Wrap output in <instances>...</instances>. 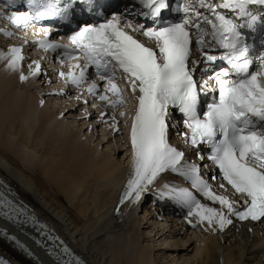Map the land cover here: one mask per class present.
Instances as JSON below:
<instances>
[{
	"label": "snow or ice",
	"instance_id": "1",
	"mask_svg": "<svg viewBox=\"0 0 264 264\" xmlns=\"http://www.w3.org/2000/svg\"><path fill=\"white\" fill-rule=\"evenodd\" d=\"M22 2L27 3L31 12L12 11L8 19L13 25L26 26L30 21L46 15L67 18L77 6L93 10V0H65L63 4L62 0H6L5 7ZM143 3L151 9L153 17H158L163 9L169 7L165 0H143ZM200 3L201 6L207 3L209 12L215 17V22L208 17L203 19L212 26L213 39L228 49L226 56L222 58L228 60L237 77L235 80L227 79L230 74L228 70L216 75L219 100L208 105L203 119L197 115L196 85L187 67L191 43L187 26L195 24L187 18L180 23L150 28L147 31L135 29L143 31V35L147 37L155 38L158 52L152 47H146L121 28L120 18L117 16L99 25L80 28L71 37V41L83 53L86 63L83 67L79 64L72 66L80 71L76 74L70 68L67 79L79 85L84 82L85 71L90 64L95 65L100 72L109 70L115 62V67L124 73L132 98L138 101L130 129L133 175L127 182L123 199H128L133 194L139 198L141 185L151 184L156 175L166 168L179 171L178 165L183 153L170 146L166 136L169 106H178L187 117L185 123L191 132V143L211 145L210 158L219 167L224 180L247 199L244 201V209L236 210L227 197L211 192L210 185L196 176L195 183L203 195L214 203L219 202L222 207H227L228 212L240 220H259L264 218V82L259 79L264 72L250 71L252 61L247 58L248 47L240 30L245 25L226 17L220 9L238 12V18L250 17L246 26L252 28L257 17L247 10L248 6H264V0H224L220 5H216L215 0H200ZM190 7L189 4H182L180 10L187 14ZM0 15H4L3 10H0ZM196 16L201 18L199 12ZM0 32L13 35L7 29H0ZM196 43L204 44L202 33L198 34ZM40 44L53 50L68 47L49 43L46 39L40 41ZM9 52L11 55L8 67L15 69L23 59L21 49L12 47ZM216 59L215 56L207 55L208 61ZM33 63L36 67L30 69V74L39 71V63ZM112 71L113 75L108 77L110 88L107 90L118 98L109 100L107 95L101 94L99 99L116 105L123 103V100L119 98L121 89L114 83L115 69ZM60 75L63 77L65 73L61 72ZM26 78L22 73L20 79ZM96 89L97 84L93 82L87 90L94 92ZM137 89L139 95H136ZM120 115L123 116L124 113L121 112ZM189 171L196 174L197 169L193 165ZM177 195L186 197L185 203L190 209L188 216L197 217L199 223L207 221L211 225L215 222L220 228L232 223L222 211L201 204L191 193L181 191Z\"/></svg>",
	"mask_w": 264,
	"mask_h": 264
},
{
	"label": "bare ground",
	"instance_id": "2",
	"mask_svg": "<svg viewBox=\"0 0 264 264\" xmlns=\"http://www.w3.org/2000/svg\"><path fill=\"white\" fill-rule=\"evenodd\" d=\"M9 59L5 54H0V176L27 204L34 208L39 217L44 219L56 233L68 237L72 251L84 256L85 262L87 261L88 264H151L149 255L152 252V247L149 245L146 247L141 244L138 254L136 253L137 257L136 254L134 255L138 236L154 242L163 237L159 241L165 243V246L171 244V246H176L177 250L186 251V242L192 240L193 234L198 232L207 236L203 251L196 252L197 264H248L240 262L239 257L250 261L249 264H264V254L260 253L261 244L258 236V232L263 230L261 224L235 223L221 229L215 222L210 225L204 221L201 225L196 224L186 228V232L189 231L190 235L186 236L185 240L178 235L179 239L170 243L166 241V231H163L166 225L164 227V224L170 221L175 227L179 222L176 217L174 218L175 222L171 218L164 219L162 222L155 219L150 225H145L140 223L141 219L135 220L136 222L128 220L126 223L123 219L125 214H121V221L118 222L116 217H113L108 211L111 210L115 202L117 191L122 185V178L117 174L110 179L106 176L120 170L124 161L126 165H129V159L122 160L120 158L117 160L111 157L112 153H101L98 155L97 161H91L98 154L94 146L77 142L76 134L70 131L72 124H64V112L68 113L69 110L74 109L69 108L66 104H59L55 110H50L48 109L49 97L38 108L34 104L35 91L27 92L22 88L15 89L17 86L15 84L16 69L8 67ZM29 82L30 80L25 81V85L19 86H27ZM36 90L38 92V88ZM3 94H6V97L1 99ZM62 106L66 107V110L61 118H58L56 115L57 112L63 110ZM25 115L32 118L34 124L32 123L31 128L25 127L24 124L18 125L25 122L27 119ZM17 120L18 123H16ZM93 126L98 125L93 124ZM33 129L37 133H39L38 130L42 129L40 132L46 130L47 134L59 130L64 143L62 144L63 148L67 146L72 154L68 156L69 154L65 153L66 150H61L60 153L56 152L57 146L47 147L43 141H37L33 146L30 145ZM79 130H81L80 127ZM106 134H102L103 138L106 137ZM110 140L114 144L119 143L120 146H123L119 139L118 141L116 138ZM117 144L115 146L120 147ZM36 146L38 150L34 149ZM111 159H113V163H110ZM162 178L172 184V177L169 174L162 175ZM61 194L67 199L68 204L63 203ZM200 203L214 207L218 211H222L224 215L226 214L227 207H222L219 202L201 201ZM103 212H107V214H103ZM145 217L143 216V219ZM194 218L198 219L195 216ZM124 223L128 225V228H125ZM144 225L148 230L142 229L141 232L139 230V233L135 230H138L140 226L144 227ZM184 225L183 223L182 226ZM17 226L20 228V225ZM247 226L255 228L257 233L246 230ZM155 228L156 231L153 232ZM219 230L223 234L222 237H220ZM154 235L157 239L153 237ZM223 237H227L228 240H225L228 243L223 246L221 254L219 238ZM0 250L18 264H52L50 259L57 253V250L52 249L42 258L38 254L37 258L26 256L2 235H0ZM173 253L179 254L176 249H173ZM133 257L135 261H133Z\"/></svg>",
	"mask_w": 264,
	"mask_h": 264
},
{
	"label": "rangeland",
	"instance_id": "3",
	"mask_svg": "<svg viewBox=\"0 0 264 264\" xmlns=\"http://www.w3.org/2000/svg\"><path fill=\"white\" fill-rule=\"evenodd\" d=\"M11 88H13V87H11ZM24 88H26V91H29L28 89H27V86H24ZM19 89H21L20 87H19ZM37 89V88H36ZM4 97H6V94H3L2 96H1V99H4ZM65 104V103H64ZM62 105V104H61ZM61 108H63V106L61 107ZM48 109H50V110H55V109H51V108H48ZM63 109H66V107L65 108H63ZM70 112V113H69ZM69 112L67 113H65L64 112V121H65V123L64 124H72V125H70L71 126V128H74V127H76V126H78L79 124H80V128H81V130H82V128H83V126L85 125V127L88 125V123L90 122V119H87V120H89L88 121V123H86L84 120H81L80 119V114L81 113H75V109L74 110H69ZM76 116H79L78 117V119H76L75 117ZM25 117H27V115H25ZM28 117H29V115H28ZM31 117V116H30ZM30 117L29 118H27L26 120H27V122H26V120H25V122L24 123H22V124H18V125H25V127L27 126V124H28V127L29 128H31L32 126H33V121H32V118L30 119ZM63 117H62V119H63ZM66 117H68L66 120H65V118ZM90 117V116H89ZM29 119V120H28ZM31 120V122H29ZM55 121H60V120H55ZM16 123H18V120L16 121ZM27 123V124H26ZM30 123V124H29ZM33 123V124H32ZM82 125V126H81ZM55 127V126H54ZM95 127H98V126H95ZM95 130H97V128H94ZM12 130V129H11ZM42 130V129H41ZM41 130H38V132L39 133H37V132H35V129H33L32 130V133H31V137H32V139L29 141V144L30 145H34L37 141H43V142H45V146H51V145H54V146H57V148L55 149V148H52L53 150L55 149V151L56 152H59L60 153V151L61 150H66V152L65 153H67V155L68 156H70L71 154H72V151L69 149L68 150V148H67V146H64V148H63V145L62 144H64L63 142H62V138H61V136H60V131L59 130H57V132H52V133H49V134H47V132H46V130H43L42 132H40ZM27 131H28V129H27ZM26 131V132H27ZM49 132V131H48ZM27 133H29V132H27ZM46 133V134H45ZM58 133V135H56ZM73 133H75V132H73ZM106 134L104 131H102V133H101V136H102V134ZM45 134V135H44ZM76 134V133H75ZM63 135H64V133H63ZM87 135V134H86ZM107 135V134H106ZM58 136V137H57ZM86 138L89 140V142L91 143V145H94V144H98L99 142H101V147L99 148V150L97 151L99 154H109V153H111V149L109 148V147H107L109 144L107 143V142H102V140H100V139H98V140H96V141H94L93 140V138H94V136H93V134H90V135H87L86 136ZM104 138H106L105 136H104ZM103 138V136L101 137V139H104ZM106 141V140H105ZM112 141V140H111ZM116 141H118V139L116 140ZM77 142H79L78 140H77ZM117 145H119L120 146V144L118 143ZM106 146V147H105ZM120 147H123V146H120ZM51 148V147H50ZM67 148V149H66ZM34 149H36V150H38V147L36 146V147H34ZM105 149V150H104ZM66 155V156H67ZM111 157H113L114 158V156H113V154H111ZM96 158V157H95ZM94 158H92V160H93ZM117 159V158H116ZM120 159V158H119ZM119 159H117V160H119ZM91 160V161H92ZM123 160V159H122ZM110 163H113V159H111L110 160ZM126 164V163H125ZM119 169H122V166L119 168ZM118 172V173H117ZM115 173V174H114ZM119 170H116L115 172H113V173H111V175L110 176H106V178H112L113 176H116V174H117V176L119 175ZM113 174V175H112ZM41 177L43 178V175H41ZM94 183V182H93ZM94 194V193H93ZM63 197H62V201H63V203H65V204H68V201H67V199L64 197V195L63 194H61ZM95 195V194H94ZM93 195V196H94ZM137 205V204H136ZM130 209V208H129ZM128 211V210H127ZM109 212V211H108ZM110 213V212H109ZM145 215L144 214H142L141 215V213L139 212H137L136 211V213L135 212H133V213H130L129 212V215H128V213L127 214H125V217H123V219L125 220V222L127 223V221L128 220H133V221H135V220H137L138 219V221H139V219H141L140 220V223H144L145 225L146 224H148V225H150L151 223H153V220L151 221V220H147L146 219V215L149 213V212H146L145 211ZM103 214H107V212L105 213V212H103ZM141 216H142V218H141ZM143 216L145 217V219H143ZM152 215H150L149 217H151ZM124 220H123V222H124ZM155 220V219H154ZM146 221H147V223H146ZM162 221V220H161ZM164 221V220H163ZM136 222V221H135ZM126 223H124L125 224V228H128V225L126 224ZM172 224V223H171ZM145 225H144V227H142V226H140V227H138V230L137 229H135L136 231H138V233H139V230H140V232H141V230L142 229H147L146 227H145ZM153 225V224H152ZM183 225V223H181L180 221L178 222V225H176L175 227H172L170 230H172V232H165L166 234L165 235H167V240L166 241H168V242H170V243H172L175 239H179V237L180 238H183V240H185V238H186V236H189L190 234V232L188 231V232H186L187 231V229L185 228V229H182L183 227H179V226H182ZM164 227H165V224H164ZM166 228V227H165ZM180 229V230H179ZM253 230H254V233L256 234L257 233V230L255 229V228H252ZM148 230V229H147ZM166 230V229H165ZM164 230V231H165ZM246 230H247V228H246ZM156 231V228L154 229V231L153 232H155ZM153 232H152V234H153ZM259 232H261V231H259ZM258 232V233H259ZM174 233V234H173ZM176 233V234H175ZM262 233V232H261ZM185 234V236H183ZM160 235V234H159ZM178 235H179V237H178ZM194 235V238L192 239V240H188L187 242H186V251H184V250H177V247L176 246H174V245H172L171 246V244L169 245V244H166V246H165V243L163 244V242H161V241H159V240H161L163 237H160V238H156V236H158L157 234H156V236L154 235L153 237L154 238H156V239H154L153 237H151V238H153L154 240H156V242H154V241H152V240H149V239H143V238H141V237H139L138 236V238H137V241H136V244H135V249H134V255L137 253L138 254V250H139V246L142 244V246H150V247H152V252L150 253V255H149V259H150V262H151V264H197V260H196V252H202L203 251V247L205 246V241H206V234L204 235V234H202V233H198V232H196V233H194L193 234ZM197 236V237H196ZM259 239H260V241H261V243H264V235H261L260 233H259ZM170 237H172V238H170ZM174 237V238H173ZM227 237H223V238H219V243H220V247H221V254H222V249L224 248L223 246L224 245H226L227 243H228V241H226V240H228V239H226ZM226 239V240H225ZM161 242V243H160ZM161 244V245H160ZM189 244V245H188ZM157 245V246H156ZM187 245H188V247H187ZM204 245V246H203ZM155 248H154V247ZM150 247H148V248H150ZM173 249H176V251H178L179 252V254L178 255H175V253H173ZM137 250V251H136ZM133 254V253H132ZM137 254H136V257H137ZM133 255V256H134ZM235 256H236V254H235ZM237 257V256H236ZM134 258V257H133ZM132 258V259H133ZM240 258V262H243V263H250V261H248V260H245V259H243V257H239ZM133 261H135V258L133 259Z\"/></svg>",
	"mask_w": 264,
	"mask_h": 264
}]
</instances>
